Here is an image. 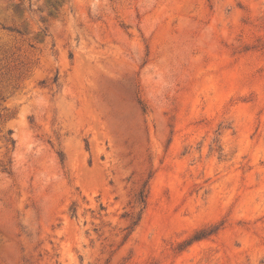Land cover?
Returning a JSON list of instances; mask_svg holds the SVG:
<instances>
[{"label": "rangeland", "instance_id": "rangeland-1", "mask_svg": "<svg viewBox=\"0 0 264 264\" xmlns=\"http://www.w3.org/2000/svg\"><path fill=\"white\" fill-rule=\"evenodd\" d=\"M0 264H264V0H0Z\"/></svg>", "mask_w": 264, "mask_h": 264}]
</instances>
